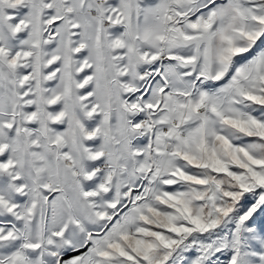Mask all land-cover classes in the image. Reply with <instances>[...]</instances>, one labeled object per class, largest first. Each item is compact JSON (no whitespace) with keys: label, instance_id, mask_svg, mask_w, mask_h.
I'll list each match as a JSON object with an SVG mask.
<instances>
[{"label":"snow or ice","instance_id":"obj_1","mask_svg":"<svg viewBox=\"0 0 264 264\" xmlns=\"http://www.w3.org/2000/svg\"><path fill=\"white\" fill-rule=\"evenodd\" d=\"M0 264H264V0H0Z\"/></svg>","mask_w":264,"mask_h":264}]
</instances>
